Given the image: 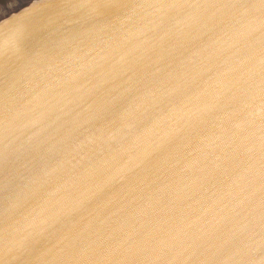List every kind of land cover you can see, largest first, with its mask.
<instances>
[{
	"label": "water",
	"instance_id": "water-1",
	"mask_svg": "<svg viewBox=\"0 0 264 264\" xmlns=\"http://www.w3.org/2000/svg\"><path fill=\"white\" fill-rule=\"evenodd\" d=\"M0 264H264V3L0 0Z\"/></svg>",
	"mask_w": 264,
	"mask_h": 264
},
{
	"label": "snow or ice",
	"instance_id": "snow-or-ice-1",
	"mask_svg": "<svg viewBox=\"0 0 264 264\" xmlns=\"http://www.w3.org/2000/svg\"><path fill=\"white\" fill-rule=\"evenodd\" d=\"M262 3H264V0H261Z\"/></svg>",
	"mask_w": 264,
	"mask_h": 264
}]
</instances>
